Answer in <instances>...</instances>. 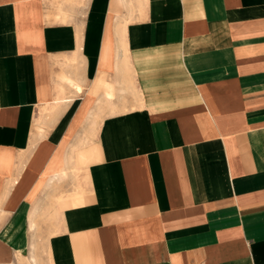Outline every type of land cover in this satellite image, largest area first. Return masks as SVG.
Returning <instances> with one entry per match:
<instances>
[{
	"label": "crops",
	"instance_id": "obj_1",
	"mask_svg": "<svg viewBox=\"0 0 264 264\" xmlns=\"http://www.w3.org/2000/svg\"><path fill=\"white\" fill-rule=\"evenodd\" d=\"M32 251L264 264V0H0V264Z\"/></svg>",
	"mask_w": 264,
	"mask_h": 264
},
{
	"label": "rangeland",
	"instance_id": "obj_2",
	"mask_svg": "<svg viewBox=\"0 0 264 264\" xmlns=\"http://www.w3.org/2000/svg\"><path fill=\"white\" fill-rule=\"evenodd\" d=\"M59 209H60L59 205L56 206L55 204L50 203L49 208L46 210L47 215L43 219L44 222L47 224L54 222L57 219V211ZM51 233H52V231H44V232H38V233L34 232L33 233V235L38 237L39 242L42 243V248H41L42 253L41 254L44 258H46V255H47V251L44 247V243L46 241V238H48ZM35 255H36V252L32 251V254L29 257H26V258L20 260V264H35L34 259H32V257L33 256L35 257ZM43 264H45V263H43Z\"/></svg>",
	"mask_w": 264,
	"mask_h": 264
}]
</instances>
